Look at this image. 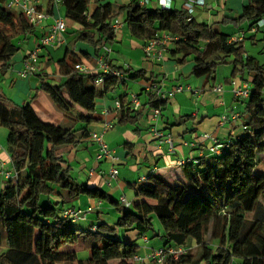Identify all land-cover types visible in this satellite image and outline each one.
<instances>
[{
	"label": "trees",
	"instance_id": "obj_1",
	"mask_svg": "<svg viewBox=\"0 0 264 264\" xmlns=\"http://www.w3.org/2000/svg\"><path fill=\"white\" fill-rule=\"evenodd\" d=\"M93 1L63 0L60 8L65 9L66 19L81 27L78 41L92 45L98 57L102 47L115 40L112 24L124 14L132 36L144 42L162 31L177 37L175 53L182 56L177 62L184 64L194 58L192 76L215 79L221 66L232 65V79L248 82L250 78L244 133L229 140L221 154L186 163L185 184L172 185L163 175H153L142 185H131L139 200L131 208L119 209L125 212L115 226L99 222L83 233L61 215L59 203L52 199L58 190H65L72 198L86 195L100 202L109 200L117 207L121 203L101 189L79 184L58 152L89 139V127L98 122L94 116L97 102L125 79L111 77L97 87V75L78 72L75 65L83 61L67 51L58 62L65 82L53 84L41 79L37 94L44 92L73 126L43 122L30 102L17 106L0 92V127L8 129L7 151L18 172L17 180L7 181L0 189V248L7 249L0 255V264H135L132 259L139 247L122 241L117 231L133 230L145 236L154 230L155 218L163 226L162 237L167 241L163 247L189 250L171 264H264V173L257 171L264 154V64L246 54L244 40L231 43L232 37L197 22L184 4L181 9L163 10L141 6L134 0L118 8L99 4L90 12ZM50 5L49 12L53 8ZM262 19L264 0H248L235 24L249 22L252 31ZM34 34L25 18L0 0V76L12 68L22 39ZM115 68L133 80L145 77V73ZM149 82L158 83L153 79ZM126 97L120 100L119 123L136 124L138 110L130 107ZM167 102L149 93L147 105L161 111ZM77 107L84 113L75 111ZM79 123L85 127L77 129ZM82 233L84 246L90 250L87 260L65 249L76 246Z\"/></svg>",
	"mask_w": 264,
	"mask_h": 264
},
{
	"label": "crops",
	"instance_id": "obj_2",
	"mask_svg": "<svg viewBox=\"0 0 264 264\" xmlns=\"http://www.w3.org/2000/svg\"><path fill=\"white\" fill-rule=\"evenodd\" d=\"M133 1L94 0L92 6H90V12H93L99 4H112L113 7L118 8ZM136 1L141 2V0ZM148 1L154 4L155 8L152 9H159L158 0ZM206 2L205 7L197 8L194 13L193 17L197 22L211 26L217 32L230 37H239L244 33V41L246 40V32L242 29L243 25L237 26L235 21L242 16L243 7L247 2H243L241 9L235 0H206ZM183 4L182 0H173L172 9H181ZM61 12V8H55L53 16L59 17ZM119 22L122 23V27L116 33L115 40L106 44L111 52L106 54L105 58L114 67H123L125 70L130 69L132 73H145L144 78L137 80L125 75L124 83L121 82L126 87H128L130 81L138 83L141 91L137 96L140 97L143 92L146 95L145 100L139 98L142 107L135 111L136 114H139V120L136 124L122 125L119 123L120 110L117 109L116 103L121 100V97L127 96L126 101L130 104L131 98L128 96V92L115 98L112 103L107 100V97H109L107 95L97 102L94 116L98 117V122L90 126L89 129L91 132L101 131L102 124L105 121L112 125V128L105 135V141L114 150L116 162L110 160L97 162L98 147L90 139H85L75 145L62 147L58 153L66 161L65 165L72 171V176L76 170L80 172L81 175H75L74 177L79 184L101 189L118 201L121 197H125L133 205L137 200H135L136 195L131 185H142L153 175H163L172 185L185 184L187 182L183 173L184 162L197 163L198 159L211 156L210 148L215 145V140L219 143H227L231 139L240 137L244 133L243 112L246 106L242 111L239 102H246L247 105L248 100L236 98L233 94L231 81L234 80L232 79L234 67L232 65L221 66L215 79L196 78L192 76V70L195 66L194 58H189L184 64H178L177 60L181 59L182 56L175 53V44L169 46L163 62H150L145 57L144 46L146 42L132 36L125 22L124 14L119 17ZM52 23L53 17L47 21L46 26H50ZM48 30L47 27L45 32ZM80 33L81 27L76 24L73 31L67 30L65 34L61 35V44L44 49L40 57L41 61L38 65L37 74L23 79L28 80L29 83L22 84L23 87L18 85V90L29 93V90H32L35 85L37 92L41 79H46V81L53 84L64 83L66 79L59 75L58 62L65 58L67 51L74 53L81 58L84 64L94 69L97 66V52L92 45L78 41ZM39 35V31H35V34L32 35L35 36L36 42ZM32 36L27 39L26 43L33 38ZM30 43L32 42L30 41ZM32 51V48H27L22 53L20 62L18 65L16 64L14 69H22L23 61L28 53ZM85 55H88L89 58ZM11 69L2 76L12 78L14 71ZM149 79L158 82L162 89L167 92H171L177 87L184 88L182 93H176L168 97V102L165 108L161 110L158 121L152 120L153 110L147 105L149 92L146 90V86ZM16 82L17 80H14L13 85ZM249 82H251L250 78L248 79ZM217 86H223V92H215L213 88ZM35 96L36 99L30 103L43 122L65 128L73 126V121L65 118L64 114L55 108L44 92H38ZM40 101L43 105L40 104ZM104 110H110V114L102 116ZM75 111L84 113L78 107ZM223 117H228V120L224 123ZM77 127L83 128L85 125L79 123ZM206 135H209L210 138L206 139ZM168 137L173 140V148L167 141ZM0 158L6 163V168L8 167L7 169L10 170L12 161L7 151V144L6 149L0 152ZM112 167H117L119 177L112 186H108L106 179ZM118 167L122 168V177H120L121 172ZM91 171L95 172L93 176L89 175ZM257 171L264 173V154L260 156ZM6 184L7 181L1 178L0 189ZM130 194L133 197L132 200L129 199L128 195ZM53 198H55L54 202L59 203L62 216L69 209H81L82 211L87 210L89 207L93 209V212L87 215L86 220L79 221L87 222L85 231L99 222H103L100 219L99 212L97 223L94 219L88 220L90 214H94L105 206L103 202L97 199L88 197L84 200L83 196L72 198L65 190H58ZM148 202L152 203L151 201ZM121 208H123L122 205L118 206L117 210ZM79 222L75 224L79 225ZM110 226H115V224ZM126 232H128L126 238L128 243L135 244L137 239L142 238L143 247L140 250L138 246L139 251L137 253L138 257L145 259L142 264H153L148 257L154 250L167 244V241L162 237L164 235L163 229L157 231L152 239L147 234L140 236L137 231ZM83 233L79 243L76 246L69 247V251H75L78 254L80 244L85 248ZM87 249L89 250V248ZM6 250V248H0V255ZM112 264H118V262Z\"/></svg>",
	"mask_w": 264,
	"mask_h": 264
},
{
	"label": "built area",
	"instance_id": "obj_3",
	"mask_svg": "<svg viewBox=\"0 0 264 264\" xmlns=\"http://www.w3.org/2000/svg\"><path fill=\"white\" fill-rule=\"evenodd\" d=\"M6 7L16 13L22 15L26 22L34 28L35 31H39L38 45L30 53H28L27 58L23 61L22 69L19 70L18 76L21 79H26L31 75L38 72V64L43 53V50L48 47H53L62 43L60 37L67 31L66 18L62 16L54 17L55 8H60L63 0H3ZM184 7L187 9L190 16H194L197 8L205 7L207 5L206 0H182ZM173 0H158L159 9L169 10L172 9ZM149 3L148 0H141L140 5L146 6ZM50 4H52V11L49 12ZM53 17V23L50 26H46L47 21ZM49 28L45 32L46 28ZM122 27V23L118 20L113 22L112 29L114 33H118ZM264 27V19L259 21L256 27L252 29L253 33H257L259 29ZM245 39V34L243 33L239 37H232L230 39L231 43L242 42ZM179 39L174 37L171 33L162 31L155 38L147 41L144 46L145 57L148 61L153 63H161L165 59V55L168 52L169 46L175 44ZM111 50L105 45L102 47V54L96 58V67L94 69L90 68L86 64H76L75 69L84 75H97L95 81V86L101 87L105 84L108 78H118L119 80H124V73L113 67L108 60H106L105 55L109 54ZM232 91L236 98L248 100L251 95V86L248 82H240L238 80L231 81ZM215 92H223V86H217L213 88ZM146 90L149 93L156 94L161 100H168V97L173 96L176 93H182L184 91L183 87H177L171 92L164 91L158 83L149 82L146 86ZM118 110L121 108V103L118 101L116 103ZM130 107L134 110H139L141 103L137 95H133L130 102ZM110 114V110H104L102 116H107ZM161 115L159 109L153 110V121H158ZM228 120V117H223V123ZM112 128V125L105 121L102 124L101 131L91 132L89 135L90 141H92L98 147V153L96 161L100 162L102 160H110L116 162L115 152L112 150L107 142L105 141V135L107 131ZM156 131V130H155ZM157 133V132H156ZM162 137V136H161ZM205 138H210L206 135ZM168 143L173 148V140L171 137L167 138ZM229 143H219L215 140V145L210 148L211 155H219L223 152L225 148H228ZM184 164H186L184 162ZM0 172L4 180L15 181L18 178V172L12 164V168L9 170L6 168V163L0 158ZM94 171L89 173L90 176L94 175ZM119 171L116 167H112L110 170L106 184L112 186L114 182L118 180ZM120 203L124 208H131L132 204L125 198H120ZM93 209L88 208L85 211L81 209H69L64 212L63 217L76 223L80 220H86L87 215L92 213ZM96 231V228L92 229ZM147 241V239H145ZM189 250L183 246H169L162 247L153 251V253L148 257L153 264H171L178 261L181 257L188 254ZM135 263H144L145 259L138 257L137 255L132 259Z\"/></svg>",
	"mask_w": 264,
	"mask_h": 264
},
{
	"label": "rangeland",
	"instance_id": "obj_4",
	"mask_svg": "<svg viewBox=\"0 0 264 264\" xmlns=\"http://www.w3.org/2000/svg\"><path fill=\"white\" fill-rule=\"evenodd\" d=\"M112 1L115 2V0H112ZM235 2H237L239 4L240 9H241L243 6V2H248V0H235ZM92 3H91V6H92ZM147 7L151 8V9L155 8V6L152 2L147 4ZM61 9H62L61 16L63 18H65V9L63 7ZM65 20H66V24H67V30L73 31L76 24L74 22L68 20V19H65ZM242 29L244 32H246V40L244 41V48L246 50V54L249 56L255 57L261 64H264V27L261 29V31L259 33L255 34L252 31H249V22H245ZM32 37H31L32 39H30V41L32 43H30V41L28 43H26L27 39H24V38L22 39V41L20 43L21 49L18 53H16V55L12 59L11 63L14 64L13 68L11 69L12 71H14L13 77L12 78H8V77L6 78L2 75L0 76V92L4 95V97L9 102H11L12 104H15L17 106H23L24 104H27V103L33 101V97L37 93L36 92L37 87H35V85H34L32 90H29V88H28L29 93H24V92L18 90V85H21V87H23L22 84H26L29 82H28V80L21 79L18 76L19 70L14 69L16 64L18 65V63L20 62V58L22 56V53L25 50H27V48H32V50H34L37 47L38 39L36 42L35 36H32ZM254 37H255V39H253ZM40 61H41V59L39 60V62ZM31 76H33V75H31ZM14 80H17V82L13 85ZM250 86L252 87L251 84H250ZM140 91H141V87L138 83H134V82L130 81V82H128V87H126V85L123 86L122 83H120L119 87L116 90L109 92V94H108L109 97H107L108 98L107 100H109L110 103H112L115 98L122 96L125 92H128V94H129L128 96L130 98H132L133 95H137L138 93H140ZM139 98L142 100H145V98H146L145 93L143 92V94H141V96ZM239 103L241 104L242 111H243L245 106H246V102H239ZM40 104L43 105V103L41 101H40ZM7 137H8V129H6L4 127H0V152L4 151L6 149ZM45 149H47V143H45ZM118 168L121 172L120 177H122V168L121 167H118ZM73 174H74L73 177H75V175H77V176L81 175L78 170L73 172ZM0 176H1L0 179L1 178L4 179L3 176L1 175V173H0ZM128 192H130V191L128 190ZM82 196H83L84 200H86L88 198V196H86V195H82ZM128 196H129V199L132 200L133 197L131 196V194ZM53 200H55V198H53ZM135 200L138 201V198L136 197ZM102 202L105 204V206L103 208L99 209V211H96L94 214H90L88 220L94 219V221L96 222L97 217H99V214H98V212H99L100 216H101L100 219L103 222L108 223L110 225L116 224L118 219L123 216L125 211L124 210H117V206L113 205L109 200H104ZM79 223L80 224L77 226L80 229V231H82V232L85 231L86 230L85 225L87 222L81 221ZM153 225H154V227H153L154 230H150L147 233V235L151 239L155 235V233H157V231H162V229H163L162 224L158 218L154 219ZM127 233L128 232H126L125 230L119 229L117 231V236L120 237V239L122 241H126L127 240L126 238L128 236ZM152 241H154V240H152ZM143 243L144 242L142 241V238H139V239H137V242L135 243V245L139 246L140 250H141V248L143 247ZM68 248L69 247H67L65 249L67 250ZM78 257L80 260H87L90 257V251L87 248H83V245L80 244V246L78 248Z\"/></svg>",
	"mask_w": 264,
	"mask_h": 264
}]
</instances>
